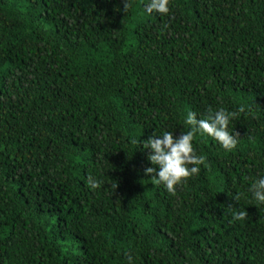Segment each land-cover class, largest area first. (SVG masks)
Masks as SVG:
<instances>
[{
  "label": "trees",
  "instance_id": "1",
  "mask_svg": "<svg viewBox=\"0 0 264 264\" xmlns=\"http://www.w3.org/2000/svg\"><path fill=\"white\" fill-rule=\"evenodd\" d=\"M147 3L0 0V264H264V0ZM209 108L236 147L171 195L141 142Z\"/></svg>",
  "mask_w": 264,
  "mask_h": 264
},
{
  "label": "clouds",
  "instance_id": "2",
  "mask_svg": "<svg viewBox=\"0 0 264 264\" xmlns=\"http://www.w3.org/2000/svg\"><path fill=\"white\" fill-rule=\"evenodd\" d=\"M131 0H123L122 11L128 12ZM148 13L156 12L161 15L169 11V0H148L144 6ZM237 111L243 112L240 108ZM237 115V112L219 108L213 111L208 110L207 118H197L194 111H187L183 124L187 131H183L179 136L172 132L163 131L160 134H153L147 140L142 141L143 147L148 149L147 159L154 167L144 169L145 175L155 174L152 178L163 185L164 190L175 195L177 186L185 182L189 177L200 172V166L206 165V156L196 155L193 148L194 134H203L220 145L225 151H231L236 147V133L228 130L229 122ZM88 186L97 189L100 181L89 179ZM253 205H264V175L254 179L248 187ZM240 193H235L233 199L238 202ZM234 220H243L247 216L245 209L232 213ZM127 264H133V257H126Z\"/></svg>",
  "mask_w": 264,
  "mask_h": 264
}]
</instances>
